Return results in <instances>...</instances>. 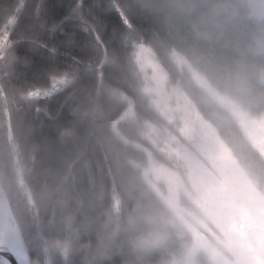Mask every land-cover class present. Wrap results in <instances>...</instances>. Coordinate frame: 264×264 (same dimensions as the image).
Returning <instances> with one entry per match:
<instances>
[{"label":"trees","instance_id":"trees-1","mask_svg":"<svg viewBox=\"0 0 264 264\" xmlns=\"http://www.w3.org/2000/svg\"><path fill=\"white\" fill-rule=\"evenodd\" d=\"M113 2L131 29L123 25ZM234 5V0L213 3L219 18L210 39L211 52L207 46L205 52L211 60L213 56L218 60L214 66L219 75L235 78L239 84L235 87L239 91L232 90L229 95L240 93L263 106L264 36L240 24ZM10 14L15 15V22L0 56V85L17 157L37 216L28 210L24 195L14 184L1 107L0 180L29 263L43 264L36 228L45 241L64 238L73 235L67 226V218L73 217L72 226L79 229V239L67 252L48 248L52 264H155L154 256L137 260L126 250L116 248L104 258L97 255L96 225L106 210H112L111 180L120 199V210L125 203L131 205L130 196L139 197L147 191L156 197L141 177L140 167L132 163L135 160L143 164L144 151L124 143L110 128L113 118L126 107V96L131 98L135 111L122 117L118 127L129 139L145 141L141 132L143 117L166 121L142 89L133 59L134 44L142 43L153 51L169 80L183 87L191 104L203 113L214 111L213 116L208 111L204 115L234 148L236 142L226 132L228 112L197 89L184 66L175 64L174 49L187 53L155 6L144 0H0V30ZM43 45L54 50L55 63L46 66L48 57L39 50ZM103 57L99 79L97 67ZM52 83L59 88L53 94H29ZM216 84L219 91H230L221 82ZM205 103L209 106L205 107ZM247 151L241 158L244 171L247 157L251 156L259 163V174L264 175V165L257 154L249 146Z\"/></svg>","mask_w":264,"mask_h":264},{"label":"rangeland","instance_id":"rangeland-1","mask_svg":"<svg viewBox=\"0 0 264 264\" xmlns=\"http://www.w3.org/2000/svg\"><path fill=\"white\" fill-rule=\"evenodd\" d=\"M144 1L155 6L164 18L168 30L185 51L191 52L196 61V64H193L186 54L174 49L172 59L175 64L178 67L184 66L189 79L228 112L236 129L246 141L248 137L254 143L264 142V114H254L252 117L246 115L247 109L241 106L240 101L247 105L250 104L249 100L245 99V95H239L240 93L231 96V91H236L235 87H239L236 79L219 75L214 66L218 60L214 59V56L211 60L205 52L210 47L211 35L217 25L215 21L219 18L213 4L207 5L205 0ZM14 22L15 15L10 14L0 30V55L7 46L9 30ZM133 59L142 80V89L149 94L151 104L163 105L170 117L166 121L141 118V132L145 141L129 139L118 127V121L122 117L132 115L135 111L131 98L124 94L128 100L127 106L113 118L110 128L124 143L145 152L146 160L143 164L135 160H132V163L140 167L141 177L149 189L157 197H162L166 186L174 185L184 169H213L221 161L230 164L235 171L243 173L242 153L237 151L240 139L236 129L230 124L226 125L227 135L236 142L235 150L226 139L219 136L216 124L205 116L207 111L213 116L214 111L206 110L204 115L199 108L192 106L183 87L178 82L169 80L167 71L158 63L148 46L135 43ZM200 67L206 70L204 75ZM210 77L216 82H221L230 91H219L217 84L216 89L209 80ZM204 106L209 105L205 103ZM260 111L264 112V105ZM262 184L264 186V183Z\"/></svg>","mask_w":264,"mask_h":264},{"label":"clouds","instance_id":"clouds-1","mask_svg":"<svg viewBox=\"0 0 264 264\" xmlns=\"http://www.w3.org/2000/svg\"><path fill=\"white\" fill-rule=\"evenodd\" d=\"M246 169L224 161L187 168L162 197L130 196V206L106 210L96 225L97 255L116 248L137 260L154 256L155 264H264V188L254 168ZM73 220L67 218L73 235L48 240L47 248L74 247Z\"/></svg>","mask_w":264,"mask_h":264},{"label":"water","instance_id":"water-1","mask_svg":"<svg viewBox=\"0 0 264 264\" xmlns=\"http://www.w3.org/2000/svg\"><path fill=\"white\" fill-rule=\"evenodd\" d=\"M112 5H113L115 12L117 13L118 17L120 18V20L124 23V25L128 29H130L131 26H130L128 20L126 19L125 15L121 11V9L118 7V5L115 2H113ZM96 41L99 42L97 37H96ZM102 64H103V62H101V64L97 67L99 79H101L100 68H101ZM58 89H59L58 85H56L55 83H52L48 87H42V88L34 89V90L30 91L29 94L31 96H35V97H40V96L45 97V96H48L50 94H53ZM0 99H1V104H2V115H3L4 125H5V129H6V140H7V144H8L10 154H11V158H12L11 168H12V171L14 173V184H15V187L18 190V192L20 194L24 195L28 210L29 211L32 210L34 216L36 217L37 211H36V208L34 205V201H33L31 192L27 186V183L24 180L22 170H21V166H20V163H19V160L17 157L16 147H15L12 129H11V124H10L7 101H6V97L4 95V92L1 89V86H0ZM161 107H163V106L161 105L159 108H161ZM38 111H40V110L36 109V112H38ZM162 112L165 114V118H168L170 116L166 110H163ZM6 205L9 206V203H8L4 188H3L2 184H1V180H0V208L3 206H6ZM111 207H112V210H120V199H119V196L117 194V191L115 189V186H114L112 180H111ZM9 209H10V206H9ZM36 232H37V236L40 240V244H41L42 263L43 264H52L51 256H50L49 250L46 246V241H45L44 237L41 235V233L39 232L38 228H36ZM0 236H1V226H0ZM27 259H28V256H27ZM28 262H29V259H28ZM5 263H7V264H23L20 261H17L16 257H14L12 255V253L7 250L6 242L4 244L0 245V264H5Z\"/></svg>","mask_w":264,"mask_h":264},{"label":"flooded vegetation","instance_id":"flooded-vegetation-1","mask_svg":"<svg viewBox=\"0 0 264 264\" xmlns=\"http://www.w3.org/2000/svg\"><path fill=\"white\" fill-rule=\"evenodd\" d=\"M205 2L207 5H209V3L213 4L215 0H205ZM234 4H235L234 8H235L236 13L238 14L239 20L241 19L240 24L242 23L241 25H248L251 28L256 29L257 32H259L261 35L264 36V0H234ZM249 103L250 104H247V105L246 104L243 105L241 103V106L247 109V113H246L247 116L252 117L254 114L256 115L260 113L264 114V112L260 111V108H262L261 105L254 103V102H250V101ZM160 106L161 105H159V107ZM192 106L197 107L194 104H192ZM0 107H1V113H2L1 99H0ZM162 109L165 110L164 106L158 109L156 108L155 111L158 112V115L163 118L162 115H165V114L162 112L163 111ZM229 118L226 119V122L232 125L236 129V126L234 122L232 121L231 117ZM236 132H237L236 134L238 135L240 139L239 140L240 142H238L240 152L241 153L248 152L247 147L249 146L251 150H253L257 154L258 159H260L261 163L264 165V142L254 143L253 141L249 140L248 137L246 141V139L243 138L239 130L236 129ZM247 159L246 160L248 162V166H251L257 172L256 180L258 182V185L259 184L263 185L262 183H264V175L259 174L258 168H260V166H259L257 159H254L251 156L247 157ZM242 171L245 172L243 167H242Z\"/></svg>","mask_w":264,"mask_h":264},{"label":"bare ground","instance_id":"bare-ground-1","mask_svg":"<svg viewBox=\"0 0 264 264\" xmlns=\"http://www.w3.org/2000/svg\"><path fill=\"white\" fill-rule=\"evenodd\" d=\"M123 23V22H122ZM124 25V23H123ZM125 26V25H124ZM126 27V26H125ZM127 28V27H126ZM131 29V28H130ZM94 37L96 39L97 35L94 34ZM98 38V37H97ZM99 40V38H98ZM187 53V56L191 59L192 62L196 63L195 59L192 57V54L191 52H188L186 51ZM105 57V56H104ZM104 57L102 59L101 62H104ZM101 64V63H100ZM199 67V66H198ZM201 70V72L203 73V75L206 73V70L204 68H199ZM210 80V79H209ZM211 81V80H210ZM194 83V82H193ZM211 83L214 84L215 87H217L216 85V82L215 81H211ZM195 84V83H194ZM195 86L197 87V89H199L200 91H202L196 84ZM227 95H229V93L226 92ZM150 98V97H149ZM210 98V97H209ZM211 99V98H210ZM212 100V99H211ZM213 101V100H212ZM149 102H150V99H149ZM215 102V101H214ZM151 104V102H150ZM217 104V103H216ZM152 105V104H151ZM127 106V105H126ZM154 110H156V108L158 109L159 106H154L152 105ZM167 111V110H166ZM168 113V112H167ZM170 115V114H169ZM165 116V115H164ZM170 117V116H169ZM168 117V118H169ZM165 118V117H163ZM167 119V118H165ZM144 157H145V160H146V155H145V152H144ZM104 161H105V164L107 165V161H106V157L104 156ZM107 170H108V174H109V169H108V166H106ZM110 175V174H109ZM149 188V187H148ZM152 192V191H151ZM153 193V192H152ZM157 197V196H156ZM5 201V200H4ZM0 226H1V236L3 238V240L5 242H7L8 239H15L16 241L19 242V244L22 246L23 250H24V254L23 256L20 258V262L23 263V264H29L28 262V259H27V253H26V250H25V247L21 241V238H20V235L18 233V230L16 228V225H15V222H14V219H13V216L11 214V210L9 209V206L6 205V206H3L0 208ZM7 264V263H5Z\"/></svg>","mask_w":264,"mask_h":264},{"label":"snow or ice","instance_id":"snow-or-ice-1","mask_svg":"<svg viewBox=\"0 0 264 264\" xmlns=\"http://www.w3.org/2000/svg\"><path fill=\"white\" fill-rule=\"evenodd\" d=\"M39 50L43 51L46 54V56L48 57V62H47L46 66L55 63L56 55L53 54V52H54L53 49H50L46 45H43L39 48ZM4 243L5 242L3 241L2 236H0V245H2ZM6 245H7V250L9 252H11L14 257H16L17 261H19L20 258L24 254V250H23L22 246L19 244V242L16 241L15 239H8L6 242Z\"/></svg>","mask_w":264,"mask_h":264}]
</instances>
